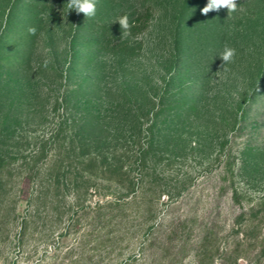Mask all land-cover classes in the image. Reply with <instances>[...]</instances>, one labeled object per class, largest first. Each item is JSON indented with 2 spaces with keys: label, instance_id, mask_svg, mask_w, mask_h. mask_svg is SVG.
I'll return each mask as SVG.
<instances>
[{
  "label": "rangeland",
  "instance_id": "374dc122",
  "mask_svg": "<svg viewBox=\"0 0 264 264\" xmlns=\"http://www.w3.org/2000/svg\"><path fill=\"white\" fill-rule=\"evenodd\" d=\"M67 2L0 0V121L9 114L14 128L0 127V151L45 146L50 157L57 135L93 120L92 138L131 165L153 132L150 173L173 196L158 202V239L174 230L175 264H198L206 234L212 264H261L264 0H237L229 16L203 15L208 0H96L93 17ZM225 45L236 56L221 68ZM16 225L0 236V264H62L35 237L21 244Z\"/></svg>",
  "mask_w": 264,
  "mask_h": 264
},
{
  "label": "trees",
  "instance_id": "16d2710c",
  "mask_svg": "<svg viewBox=\"0 0 264 264\" xmlns=\"http://www.w3.org/2000/svg\"><path fill=\"white\" fill-rule=\"evenodd\" d=\"M10 120L5 114L0 127L14 133ZM94 127L87 120L69 140L57 135L50 157L45 146L25 155L0 151V236L17 221L21 244L35 237L42 255H61L62 264H175L174 230L158 239V202L173 196L150 173L153 132L129 165L113 141L92 138ZM17 177L28 181L27 192L16 189ZM208 240L206 234L196 251L198 264L214 260ZM259 242L254 260L264 264V236Z\"/></svg>",
  "mask_w": 264,
  "mask_h": 264
},
{
  "label": "clouds",
  "instance_id": "9594fccd",
  "mask_svg": "<svg viewBox=\"0 0 264 264\" xmlns=\"http://www.w3.org/2000/svg\"><path fill=\"white\" fill-rule=\"evenodd\" d=\"M66 7L69 10H75L78 14L83 13L85 17H93L96 14V0H68ZM222 8L228 10V16L237 11V0H208L205 7L201 9L203 15H207L212 11H219ZM121 28V36L127 37L130 34V23L127 14L121 16L117 21ZM35 28H30L29 32L35 34ZM236 50L227 45L224 46L219 58L222 61L221 68L234 61ZM226 70V69H225Z\"/></svg>",
  "mask_w": 264,
  "mask_h": 264
}]
</instances>
